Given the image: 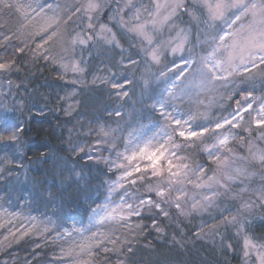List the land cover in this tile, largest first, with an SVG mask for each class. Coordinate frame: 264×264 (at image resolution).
I'll use <instances>...</instances> for the list:
<instances>
[{
  "label": "trees",
  "instance_id": "obj_1",
  "mask_svg": "<svg viewBox=\"0 0 264 264\" xmlns=\"http://www.w3.org/2000/svg\"><path fill=\"white\" fill-rule=\"evenodd\" d=\"M81 5L75 0H0V62L12 63L10 71L0 72V264H61L73 246L65 236L86 227L111 184L123 173L125 168L117 167L121 165L118 156L129 136L153 125L166 127L149 97H158L167 85L166 78L174 76L171 71L178 57L166 53L159 64H150L145 43L115 25L117 44L92 35L87 44L73 45V37L84 31ZM42 13L54 16V23L40 24L37 16ZM184 20L185 16L181 25L189 26ZM100 22L106 23V18ZM200 32L193 27L184 56L199 52ZM166 37L160 36L159 41ZM68 61L78 62L82 71L64 70L62 65ZM199 69L195 62L187 78L197 77ZM116 83L123 87L113 89ZM232 90L237 96L226 98ZM217 91L214 97L203 95L174 103L196 127L212 126L232 115L249 93L264 97V65L228 77L217 84ZM116 92L127 95L118 97ZM117 111L120 116L115 115ZM238 125L229 128L236 139L229 146L232 152H225L230 157L226 170L211 162L205 151L215 134L189 142L178 139L180 148L175 153L189 166L188 171L204 168V181L212 183L208 196L220 193L210 206L192 211L194 200L202 198L188 194L179 201L188 213L182 215L173 203L177 197L173 189L165 203L149 191L162 185L161 179L149 173L135 175L134 184L132 179L126 183L125 198L135 207L141 199L151 198L168 215L144 205L140 215L103 225L85 263L246 264L245 237L264 252V202L258 199L264 187V166L248 151L249 140L261 150L264 140L257 139L260 130L249 118ZM102 129L109 135H103ZM13 130L17 139L10 141L7 137ZM78 145L84 151L75 154ZM237 168L255 175L228 180L224 173L234 175ZM213 176L227 187L210 182ZM245 202L252 207L242 209ZM238 211L243 229L239 224L222 223ZM25 223L26 230L18 233Z\"/></svg>",
  "mask_w": 264,
  "mask_h": 264
},
{
  "label": "rangeland",
  "instance_id": "obj_2",
  "mask_svg": "<svg viewBox=\"0 0 264 264\" xmlns=\"http://www.w3.org/2000/svg\"><path fill=\"white\" fill-rule=\"evenodd\" d=\"M75 1L82 3L81 9L84 15L83 16L84 31L82 32V36L86 37V36L94 35L98 40L105 42V39L107 37L115 35V32L112 29V26L115 25L119 30L134 35L140 38L145 43V52H147V57L150 64H154V65L159 64L163 55L166 53H169V56H177L178 63L171 71L174 74V76L167 77L165 83L167 84L166 87H170L173 82H175L177 86L176 88L172 89L175 95L171 98H167L168 99L167 111L170 112L172 116L176 119H181L182 121H188V124L191 125L192 129L194 130H200V128L202 127H209V128L214 127L215 124L212 126H209L208 124H201L199 127H196V125L192 121V118L183 117L181 115V111L177 108V106L174 103V101L176 100H181V101L183 99L192 100L197 96L200 97L203 95L205 96L210 95L211 97H214L215 95L218 94L217 84L223 81V80H215L209 83V81L206 78L201 76L200 72L195 78L192 79L187 78L188 73L192 71V68L194 67L195 63L188 65L185 63V61L189 59H194L197 63H199L201 67L200 57L207 56L208 52L211 51L209 45L204 43L206 34L212 31V28L209 27V24L212 22L209 20V14L207 8L203 6V0H114L115 3L112 6H110L107 3V0H97V2L100 4V8L98 11L91 13H85L84 11L89 0H84V1L75 0ZM262 1L263 0H245V2L247 3L254 2L257 4H264L262 3ZM177 2L182 3L183 6L176 8L173 14L172 9ZM209 2L214 3L215 0H209ZM158 5L160 6L159 8L157 7ZM184 7H188L187 11L185 12H183V10H185ZM234 12L235 10L229 12L228 17L232 18ZM184 13L185 15H183ZM89 15L92 17L91 21L88 18ZM183 16H185L186 19L184 20V22L188 23L189 26L181 25ZM102 17L106 18V23L100 22V19ZM165 17H168V19H165ZM37 18H38V22L40 24L42 23V25L46 27L48 24L54 23V16H52L49 13H42L39 16H37ZM258 19L259 17H257V20ZM153 21H155V23H153ZM251 21H252L251 16L242 18V23L244 24H248ZM89 23L93 25L92 28H88ZM137 24L145 26V31L151 37V43H149L148 40L145 39L143 35L138 34L136 31L130 30L132 27H134ZM219 24L220 22L217 21L216 22L217 30H219L218 27ZM101 26H103L105 29H109L110 33L102 32ZM194 26H197L201 31L197 38L198 39L197 46L199 52L193 51L190 55H186L187 56L186 57L184 56V53L187 50L186 47L189 44L191 38V32L193 31ZM239 26L240 25L238 23L234 27L238 28ZM164 34H167V37L163 39L160 38L161 41H159V37ZM181 43L183 44V50L174 53L172 51V48L177 47ZM157 48L159 49L158 63L153 62L149 55V52L151 50ZM73 63L79 65V63L75 61L73 62L68 61L66 63H63V65H71ZM257 63L259 64V61H257ZM234 65H240L238 72H233L228 77L236 73L245 72L244 71L245 67L250 69L253 68L251 64L241 65L239 59H236L234 61ZM63 69L65 70L64 67ZM229 71H231V69H229ZM71 72L75 73L79 71H71ZM181 73H183V75H181ZM217 74L227 75V73H222V72H218ZM235 96H237V91L232 90L226 95V98H234ZM261 101H264V97L260 98V96L251 93L250 96H248L247 98L245 97V99H242L236 111L232 115L226 118L230 119L232 116L237 115V113H239L241 116H243V120H240L238 117L237 120L233 121V123L240 124L245 120V118H249L251 124L255 126L254 118L257 115V111L259 109V104ZM248 104H252V109L249 110L248 112H245L244 108H246ZM222 121L223 119L219 122ZM230 126L231 125H226L225 128L220 129L219 134L229 135L230 137L233 136L232 129L231 130L229 129ZM185 127H187V125ZM162 129H166V127L165 126L157 127L153 125L143 130L136 131L129 136L125 150L118 156L119 157L118 163L125 165L124 171L132 170V169L127 167L129 162L125 161L123 157L131 155L132 151L135 150L137 145L143 147L144 144L149 140H152V145L150 146V150L155 151V147L158 146L157 140H160V136L158 134L162 135ZM166 130L171 131V129H166ZM153 137H156V140H153ZM180 139L182 140V138ZM231 141L232 139H230L228 147L230 146ZM177 143H179L178 139H177ZM213 143H211V145L208 147L211 148L213 155L210 156L208 152V157L211 162L217 163L213 159V156H219L221 159H223L226 157L225 152L227 150L225 149L217 150L216 148H212ZM82 147H83L82 145H78L77 147H75L74 150L75 154L78 153ZM169 151L175 152V149L169 146ZM168 159H171L173 161V164L176 165L184 164L183 158L179 157L178 155L175 156L168 155ZM150 164L151 162L147 159H137L136 161H132L131 165L133 168L136 165H139V167L141 168V172L134 173L133 176L139 175L141 173H149L151 176H153ZM161 166L165 169L164 175L162 177H157V176H153V177H156V179H161L162 186L165 187H167V182L169 179L173 180L174 183L171 185V188L176 192L177 196H181L182 198V197H186L188 194H192L194 198H203V196L209 195V192L207 191L209 187H205V189H203V193L201 192L200 194H197L196 192L197 190H199V188L201 189V187H196L195 186L196 184L207 183V182L204 181L206 180L204 173L200 180L197 179V176L194 173H199V170L200 169L204 170V168H199L195 172H189L188 170H182L174 167L172 169L173 172L181 171V175L179 177H174V176H170V174L166 170L167 161H161ZM124 171L118 177V179L111 184L110 188H113L115 190L110 191V188L108 189L106 198L104 199L103 203L97 209L94 210L86 227L81 230H76L72 233H68L65 236L68 240L72 242L73 246L64 256L63 262L61 264H86L85 263L86 253L89 251L91 244L94 242L98 234H100V228H102L103 225L108 223L117 222V221H126L131 216L128 215L129 209L127 208V204H132L134 207L136 204L126 199L123 191L124 188L126 187L127 181L131 180L133 176L128 177L127 179L120 180V178L124 174ZM184 171L187 172L186 176L183 174ZM118 180L123 185V187H116V181ZM182 193H184L185 195H182ZM195 201L197 200H194V202ZM113 209H115L114 212ZM108 214H111L114 218L105 219L103 223H100L99 221L101 217L107 216ZM121 217H127V218L121 219ZM0 219H2L1 215H0ZM26 226H27L26 223L21 225L20 231H18V233L19 232L23 233L26 230L25 229ZM203 227L205 229L207 225L204 224ZM17 228L19 230V227ZM248 251H249V255L247 256L248 261L246 262V264H260L257 255L259 252L262 251L259 248H256L255 250L248 249ZM252 259L253 262L250 263V260Z\"/></svg>",
  "mask_w": 264,
  "mask_h": 264
},
{
  "label": "snow or ice",
  "instance_id": "obj_3",
  "mask_svg": "<svg viewBox=\"0 0 264 264\" xmlns=\"http://www.w3.org/2000/svg\"><path fill=\"white\" fill-rule=\"evenodd\" d=\"M182 3L177 2L175 6H173V14L176 8L182 7ZM203 6L207 8L209 14V20L212 22L209 24V27L212 28V31L206 34V38L204 43L208 44L211 48V51L208 52L207 56L200 57L201 67L199 69L201 76L206 78L209 83L215 80H227V77L231 75L233 72H238L240 65H234V61L236 59L240 60V64H251L254 68H258L260 65H264V4L257 3H247L245 0H215L214 3L209 2V0H203ZM5 7H12V5L5 4ZM160 7L159 5L157 6ZM100 8V4L97 0H89L87 6L85 7V13H91L98 11ZM232 10H235L232 18L228 17V13ZM79 11V9L77 10ZM252 17V21L248 24L242 23V18ZM257 17L259 19L257 20ZM89 20L91 21L92 17L89 15ZM168 19V17H165ZM219 21V30H217L216 22ZM155 23V21H153ZM239 23V27L235 28ZM93 25L91 23L88 24V28H92ZM131 31H136L138 34L143 35L145 39L151 43V37L145 31V26L137 24L130 29ZM102 32H109V29H105L101 26ZM54 35V33H53ZM52 37L49 36V39ZM5 40L9 39V37L5 36ZM92 36H81L77 34L72 39V44L75 45L77 43L83 45L87 44L88 41L92 40ZM230 41V42H229ZM47 42V41H46ZM105 43L108 44H117L115 36H109L105 39ZM118 46V45H117ZM42 47V46H41ZM183 50V44L181 43L177 47L172 48V51L175 53L177 51ZM151 60L153 62H159V49H153L149 52ZM219 57V58H218ZM259 61V64L257 63ZM196 61L194 59H189L185 61L186 64L191 65ZM65 70L71 71H82L79 68V65L73 63L71 65H62ZM12 69L11 62H0V72H7ZM231 69V71H229ZM245 72H251L250 68L245 67ZM218 72L227 73V75H218ZM166 74L161 73V77H164ZM183 75V73H181ZM123 85L116 83L112 85L113 89H120ZM175 82L171 84L170 87H165L162 91L159 92L158 97H149L150 100H154L151 104L153 111H157L159 116L165 121L166 129H171V131H167L166 129H162V135L160 136V140H157L158 146L155 147V151L150 150V146L152 145V140L147 141L143 147L137 145L135 150L132 151L131 155L124 156L123 159L128 161V168L132 170H125L123 176L120 180L127 179L128 177H132L134 173L141 172V168L139 165H136L134 168L131 165L132 161H136L137 159H147L151 162L150 167L152 169V175L157 177H162L165 173V169L161 166V161H167V172L170 176L179 177L181 175V171L173 172L172 169L178 168L182 170H188L189 166L187 164L176 165L173 164L171 159H168V155L175 156L176 153L169 151V146L174 149L180 148V143H177V139L182 138V142L195 141L204 137L208 133H213L214 135V143L212 144V148H216L217 150L225 149L229 153L232 152V149L228 147L230 139H236L235 136L223 135L219 134V130L225 128L226 125H231L232 128L238 127V123H233V121L237 120L239 117L240 120H243V116L239 113L237 115L232 116L230 119L225 118L222 122L215 123L213 128L202 127L200 130L192 129L191 125L188 124V121H182L181 119H176L172 116L170 112L167 111V103L168 99L173 97L175 94L172 89L176 88ZM118 97L126 96L127 92H116ZM249 95H251L249 93ZM252 109V104H248L246 108H244L245 112H248ZM115 115L120 116L121 113L117 111ZM254 124L256 129H259V135L257 139L264 140V101H261L259 104V109L257 111V115L254 118ZM187 125V127H185ZM249 134L251 135L252 129H247ZM102 134L107 136L108 132H104L101 130ZM0 139H3L0 136ZM10 141H15L17 139L16 131L13 130L11 135L7 137ZM153 140H156V137H153ZM162 141V142H161ZM248 151L253 160L258 161L262 166H264V150H261L256 147L253 141H248ZM80 151H84V149H80ZM205 151L209 152V155L212 156L211 148H205ZM88 159H92V157H88ZM213 159L217 162L218 166L223 169L229 167L230 157H225L221 159L219 156H213ZM247 159V158H244ZM108 162V161H106ZM119 168H125L124 164L117 165ZM204 173L203 169L199 170V173H194L197 176V179L200 180ZM185 176L187 172L183 173ZM228 180H236L241 177L245 179H250L255 175L254 172H249L246 168H237L234 170V175L224 173ZM264 179V177H262ZM210 182H214L216 185H219L222 188L227 187L225 184H222L219 179L215 176L209 177ZM131 183H135V180L130 181ZM191 182V181H190ZM174 183L173 180L169 179L167 182V187L162 185H157L155 189L149 188V191H155L156 196L160 197L161 200L165 203L169 202L171 199V185ZM196 187H212V183H201L196 184ZM116 187H123L120 181H116ZM115 189L110 188V191H114ZM247 188L241 189V191H247ZM220 193L213 192L212 196H203L202 201H196L191 205L192 211L205 210L208 206H210L213 202V198L218 196ZM182 195H185L182 193ZM239 196V193L236 194ZM258 199L261 202H264V187L260 190V195ZM181 200V196L175 197L173 203L175 207L181 211L182 215H187L182 208L179 201ZM144 205L153 206L156 209H160L165 216L168 215V212L161 209V204L159 202H154L149 199H141L139 201V206L134 207L132 204H127V208L129 209L128 215H140V207ZM252 207V205L248 202H245L241 205V208L244 210H248ZM115 209H113V212ZM240 212L238 211L236 215H231L230 217H224L222 223L224 224H239L240 228L243 229V224L238 220V216ZM114 217L111 214L107 216H103L100 219V223H103L105 219H113ZM127 217H121V219H126ZM204 231L202 228L200 232L196 233L197 238L201 236V233ZM7 239V238H6ZM244 247L245 252L244 255L247 257L249 255L248 249L255 250L257 245L252 242L250 238L245 237L244 239ZM264 247V246H261ZM257 258L260 261V264H264V252H259Z\"/></svg>",
  "mask_w": 264,
  "mask_h": 264
}]
</instances>
